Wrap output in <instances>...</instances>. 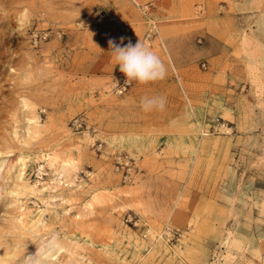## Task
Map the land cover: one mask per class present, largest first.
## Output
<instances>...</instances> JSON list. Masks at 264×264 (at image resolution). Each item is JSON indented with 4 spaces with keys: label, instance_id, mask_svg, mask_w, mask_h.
<instances>
[{
    "label": "rangeland",
    "instance_id": "obj_1",
    "mask_svg": "<svg viewBox=\"0 0 264 264\" xmlns=\"http://www.w3.org/2000/svg\"><path fill=\"white\" fill-rule=\"evenodd\" d=\"M122 36L166 77L127 82ZM37 249L264 264V0H0V264Z\"/></svg>",
    "mask_w": 264,
    "mask_h": 264
},
{
    "label": "clouds",
    "instance_id": "obj_2",
    "mask_svg": "<svg viewBox=\"0 0 264 264\" xmlns=\"http://www.w3.org/2000/svg\"><path fill=\"white\" fill-rule=\"evenodd\" d=\"M125 39L122 36L117 43L115 38H110L108 45L116 65H119V70L127 77V82L136 81L140 84H148L166 77L167 68L159 55L140 40L133 45L130 40L124 44ZM165 104L166 99L162 96L145 97L140 101V107L145 112L162 111ZM44 261L45 253L42 249H37L34 255L25 256L22 264H44Z\"/></svg>",
    "mask_w": 264,
    "mask_h": 264
},
{
    "label": "built area",
    "instance_id": "obj_3",
    "mask_svg": "<svg viewBox=\"0 0 264 264\" xmlns=\"http://www.w3.org/2000/svg\"><path fill=\"white\" fill-rule=\"evenodd\" d=\"M154 26L153 25H150V29H149V32H148V35L147 36H149L150 35V33L152 32V28H153ZM76 123H78V121L77 120H75V124Z\"/></svg>",
    "mask_w": 264,
    "mask_h": 264
},
{
    "label": "bare ground",
    "instance_id": "obj_4",
    "mask_svg": "<svg viewBox=\"0 0 264 264\" xmlns=\"http://www.w3.org/2000/svg\"><path fill=\"white\" fill-rule=\"evenodd\" d=\"M22 164L24 165V163H22ZM72 169H73V168H72ZM73 170H74V169H73ZM36 223H37V222H36ZM36 223H35V224H36Z\"/></svg>",
    "mask_w": 264,
    "mask_h": 264
}]
</instances>
